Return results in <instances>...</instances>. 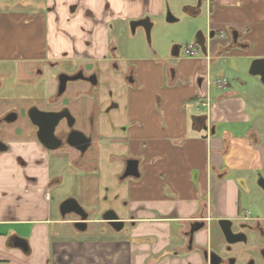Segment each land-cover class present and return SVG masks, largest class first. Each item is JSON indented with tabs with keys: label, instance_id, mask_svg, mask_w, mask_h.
<instances>
[{
	"label": "crops",
	"instance_id": "1",
	"mask_svg": "<svg viewBox=\"0 0 264 264\" xmlns=\"http://www.w3.org/2000/svg\"><path fill=\"white\" fill-rule=\"evenodd\" d=\"M171 4L0 0V77L21 71L41 77L37 69L51 62L90 72L92 61L119 65L118 35L129 21L146 17L152 29L178 22ZM186 11L194 19L189 44L202 34L206 50L191 57L183 50L189 44H170L167 54L158 45L132 56L135 82L124 96L115 94L104 107L96 100V140L87 160L63 163L33 130L0 152V264H208L173 234L205 221L196 244L208 246L215 222L245 209L232 175L242 173L250 187L264 172V83L249 72L254 59L264 58V0H196ZM219 77L228 80L225 87L216 84ZM131 158L140 175L120 180ZM107 159L114 167L109 176L124 184L129 214L122 219L130 228L99 240L70 236L73 220L59 206L74 196L57 191L60 171L91 170L101 179Z\"/></svg>",
	"mask_w": 264,
	"mask_h": 264
},
{
	"label": "rangeland",
	"instance_id": "2",
	"mask_svg": "<svg viewBox=\"0 0 264 264\" xmlns=\"http://www.w3.org/2000/svg\"><path fill=\"white\" fill-rule=\"evenodd\" d=\"M169 2L172 3V12L176 14V16H180L178 22H168V20L161 21L157 23L153 29L151 28L150 35L148 36L143 26H138L137 29L133 31L131 25L132 20H130L128 26L118 35V40L121 44L119 53L117 54L119 65L116 64V61H102L99 63L97 61H92L90 63L89 66L91 70L98 71L99 76V85L93 90L92 95L86 94L91 88V84L88 81L76 80L69 82L68 90L64 94L63 99L65 103L68 104L72 113L76 116L78 128L88 132L93 127V118L88 117L89 113L93 111L92 105L95 100L99 101L100 99L101 105L104 107L111 104L115 94H121L120 97L124 96L123 92H126V86H128L125 76L130 64L129 60L132 56L150 54V51L158 45L165 50L160 52L167 54L168 52H166V50H168L170 44L186 45L190 43L189 29L194 19L190 18L186 10L190 5L196 4V0H169ZM169 11L171 10L168 9L167 14ZM75 68V65H72L70 62H60L54 67L45 64L43 66L44 75L41 77H35L33 74L25 73L24 71H21V74L13 72L10 77L5 75L0 77V119L9 110H16L19 113V118L15 122H5L4 124L0 122V137H3V139L9 143L19 137H26L27 134L32 133L31 130H33L34 127L27 114L28 109L34 105L39 108H49L50 106L47 104L46 100H43L42 95L49 89L54 91V86L52 84L55 83L54 80L59 72H74ZM77 88L83 91L82 95L79 97L75 94V89ZM107 119L108 116L106 114L105 121ZM95 124L98 126V120H96ZM92 149L93 147L89 149L88 153L85 155V160L93 153ZM55 151H57L56 154L60 157L62 162L68 161V164L79 157V152L73 148L63 147ZM78 160L80 159L78 158ZM105 161L106 162L102 163L100 172L101 179H97L96 172H92L91 170L80 171L76 168L73 169L72 167H68L69 169L60 171L61 175L59 177L62 178V182L54 184L55 186L59 184L57 191L60 195L64 196V198L73 195L85 209L90 210L92 208V211H89L90 216L87 230H77L74 226L72 228L70 222L67 223L69 225L71 224V226H68L70 227V236L73 235L75 237L99 240L104 239L109 234L117 235L120 232L126 234L130 228L129 224L126 223L123 230L115 231L111 230V227L105 223L94 220L100 218L107 209L115 210L120 218L128 216L129 214L128 205L125 203L127 199L124 198L125 196H121V193L125 194L124 184L120 183L121 181L118 180L119 178H116L117 175L112 174V176H109L114 167L109 159ZM122 166L121 164L118 165L120 168H122ZM81 174L85 177V187H83V191L87 197L85 202H83V198L80 194L81 186L79 175ZM232 176H234L237 183L243 189V208L251 209L254 213L264 215V191L254 182L256 176H254V179L252 177L253 182L250 187H247L245 179L241 177L243 176L242 173H236ZM262 177L264 178V172H262ZM65 218L71 220L78 219L74 214L67 215ZM173 236L174 240L179 239L180 242H185V238L180 235L179 232H175ZM174 245L169 249L173 250ZM245 246L246 245H239V247L242 250L245 249L246 252L253 251L252 247Z\"/></svg>",
	"mask_w": 264,
	"mask_h": 264
},
{
	"label": "flooded vegetation",
	"instance_id": "3",
	"mask_svg": "<svg viewBox=\"0 0 264 264\" xmlns=\"http://www.w3.org/2000/svg\"><path fill=\"white\" fill-rule=\"evenodd\" d=\"M197 2L200 4L202 2V0H197ZM170 15H172L171 11L168 12V19L170 18L169 17ZM141 20H148V22L150 24V31H151V27H152L151 22L146 17L131 21L133 31L136 30L138 25L143 26V24L138 23ZM194 45L196 47H198L199 50L201 49L200 46H198L197 44H194ZM46 65H48L50 67H54L58 64L51 62V63H46ZM116 67H118V66H116ZM133 68H134L133 66L128 67V71H127L126 76H125V80L128 84L135 82V77L133 75V70H134ZM37 70H38V74H40V75L44 74L43 68H38ZM62 74H67L70 76H73L76 74H82L83 76L76 79V80H85L91 84V88L87 91L86 94L92 95L93 90L96 87H98V85H99V76H98V71H96V70L90 72V71L85 70L83 68H78V69L74 70V72H66V71L59 72L56 76V79L55 80L53 79L55 81V83L52 84L54 86L53 87L54 91L48 90L49 92L47 91L45 93V95L43 94V96H42L43 100H46L47 104L50 107L49 108H39L38 106L34 105L28 109L27 114L29 116V110L33 107H37L38 109L43 110V111H55V112H66L67 110L70 111V113L72 115V117L70 119H68L67 116H65V117L61 118L59 120V122L56 124L54 133H55L56 137L59 139V146L56 149H50V150H57V149H60L63 147L73 148L79 152L78 158L84 159L86 153L89 151V149H91L93 147L95 140H96V124L95 123L97 120L96 108H97L98 104L95 100L93 102V105H92L93 111H92V113L91 112L89 113L88 118H93V121H94L93 127L90 129V131L87 132L81 128H78L76 116L72 113L68 104L65 103V100L63 99L64 94L68 90L69 82L76 81V80H67L64 91L60 92V87H61L60 76ZM35 75H37V73ZM89 78H91V79L93 78V79H95V81L93 82ZM216 84H218V83L216 82ZM227 84H228V80H227V83L225 85H227ZM225 85H223V86L219 85V86L225 87ZM82 93H83L82 89H80V88L75 89L76 96L79 97L80 95H82ZM205 105H208V104L205 103ZM11 113H16L17 118L13 121H7L6 116H8ZM18 118H19V113L16 110H9L1 117L0 122H3V124L5 122H15V121H17ZM30 120H31V118H30ZM31 122H32L33 127H34L33 128L34 134L36 135L37 139L39 140V138H38L39 127L36 124H34L32 120H31ZM74 130L84 133L85 136L90 140L86 150L81 151L80 149L73 147L72 145H70L68 143L69 142L68 139L70 137L69 135ZM0 140L3 141L4 143H6L8 146V142H6L3 139V137H0ZM128 160H130V159H128ZM75 161H76V159H75ZM77 161H78V159H77ZM126 167H127V164H126ZM126 167L120 175V180H124V179H128V178L133 177V176L124 177ZM138 167H139V161H138ZM139 173H140V171H139ZM255 176L256 177H255L254 182H256L258 184V186L264 191V178L262 177V174H259L258 176L255 175ZM137 177H139V176H137ZM247 187H249V186H247ZM241 190H243V189L241 188ZM107 210H109V209H107ZM105 212H103L99 221L110 226L112 229H115L109 221H107L103 218V215ZM70 214H74L78 217V219L73 220L74 226H75L76 222L82 220L79 215H77L75 213H70ZM70 214H67V215H70ZM66 216H62V217H66ZM89 216L90 215L88 212V217L85 219V222L87 223V228H88ZM222 219H228L231 221V224H230L231 225V231L235 235L238 236V240H236L235 242L229 241L227 236L222 231L221 226L219 224V221ZM122 220L124 221V226L121 230H123L124 227L126 226V221L124 219H122ZM204 226H205V221L195 220L194 222L190 223L187 230L184 231L183 233H181L180 235H182L185 238V240L187 241L189 250L190 251L197 250L198 252L203 254V257L208 264H264V215L254 213L253 210H251V209H241V210H239L238 216L235 218H220V219H218L214 225L216 227H213L211 229L210 243L206 247H202V246H199L198 244H196V236L200 232V230L202 228H204ZM121 230H117V231H121ZM237 236H233V237L237 239ZM239 245H246L245 247H252L253 251L246 252V250L245 249L242 250L239 247Z\"/></svg>",
	"mask_w": 264,
	"mask_h": 264
},
{
	"label": "water",
	"instance_id": "4",
	"mask_svg": "<svg viewBox=\"0 0 264 264\" xmlns=\"http://www.w3.org/2000/svg\"><path fill=\"white\" fill-rule=\"evenodd\" d=\"M169 17H170L169 19L171 20L173 19V17L171 16ZM138 23L143 24L149 36L150 24L148 20H141ZM205 40L206 39L202 34L197 35L196 44L200 46V48L203 51L206 50ZM249 72L252 75L259 76L262 83H264V58L254 59L250 65ZM82 76H83L82 74H76L73 76L62 74L60 76V80H61L60 92L64 91L67 80H76ZM91 80L93 82L95 81V79L93 78ZM65 116H67L68 119L72 117L70 111L68 110L66 112L43 111L38 109L37 107H33L29 110V117L31 118L33 123L39 127L38 138L40 142L43 145H45L48 149L58 148L59 139L56 137L54 130L59 120ZM16 118H17L16 113H11L8 116H6L7 121H13ZM69 136L70 137L68 139L69 140L68 143L70 145L80 149L81 151L87 149L90 140L85 136L84 133L74 130L70 133ZM7 148H8L7 144L0 140V152L7 150ZM139 174L140 173L138 167V160L137 159L128 160L124 177H129V176L137 177L139 176ZM59 207L62 216H66L67 214L70 213H75L81 217L82 220L75 223V226L78 229L85 230L87 228V223L85 222V219L88 217V212L84 209V207L75 197H69L65 199L64 201L61 202ZM103 218L109 221L116 230H121L124 226V221L119 217L117 212L113 209L107 210L104 213ZM219 224L229 241L235 242L236 240H238V236L231 231L230 220L222 219L219 221ZM233 236H237V239L234 238ZM24 247L26 248L25 245Z\"/></svg>",
	"mask_w": 264,
	"mask_h": 264
},
{
	"label": "built area",
	"instance_id": "5",
	"mask_svg": "<svg viewBox=\"0 0 264 264\" xmlns=\"http://www.w3.org/2000/svg\"><path fill=\"white\" fill-rule=\"evenodd\" d=\"M183 50H184V53L186 55L191 56V57H196L199 54V49L194 44L187 45L186 47H184ZM216 82L219 85L223 86V85H225L227 83V80H226V78L219 77V78L216 79Z\"/></svg>",
	"mask_w": 264,
	"mask_h": 264
}]
</instances>
